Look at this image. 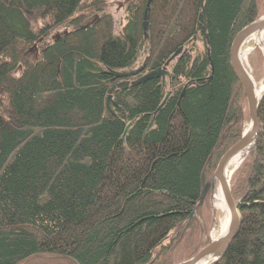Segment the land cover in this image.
I'll list each match as a JSON object with an SVG mask.
<instances>
[{"label":"trees","instance_id":"obj_1","mask_svg":"<svg viewBox=\"0 0 264 264\" xmlns=\"http://www.w3.org/2000/svg\"><path fill=\"white\" fill-rule=\"evenodd\" d=\"M107 2L0 0V264H173L198 249L194 210L245 117L232 40L264 0H153L147 37V0L120 31ZM85 8L100 20L76 28ZM179 48L166 87L119 88ZM258 117L231 181L243 223L213 264H264V95Z\"/></svg>","mask_w":264,"mask_h":264},{"label":"water","instance_id":"obj_2","mask_svg":"<svg viewBox=\"0 0 264 264\" xmlns=\"http://www.w3.org/2000/svg\"><path fill=\"white\" fill-rule=\"evenodd\" d=\"M153 0H147V5L144 12L143 18V30L144 36H148V29H149V15L151 11V4ZM260 30V39L259 44H263L262 40H264V7L259 8L254 13H252L238 28L236 31L234 38L231 44V51H230V64L233 69L235 76L237 77L239 83L241 84L244 92L245 104L247 109V120L243 123L240 132L232 138V140L228 143L225 149L222 151L219 161L217 163L216 169L214 171L211 188L213 191V184L214 181H219L222 188V193L225 198L226 204L230 209L233 217H234V225L233 229L228 233H222L219 227V223H216L215 211L213 213V224L212 229L209 234L208 240L197 250V252L178 264H213L216 262L224 253L225 249L228 245L236 238L238 235L242 223H243V215L238 206V203L233 195L232 191V184L230 178L226 176L228 162L232 158L235 152H237L241 147H243L247 142L252 141L253 146L251 150L255 147V143L258 137V133L260 131V120L258 117V108L260 101L264 95V88L262 93L259 96H256L254 87H253V80L248 70V55L250 50L245 47V38L246 35L252 33V31ZM255 48L252 47L251 50L253 51ZM182 48H179L166 62L165 66L162 68H157L151 70L144 74L143 76L139 77L137 80L129 82V81H122L118 84L119 87L127 86L129 83L132 85H137L140 83H144L147 80L154 79V78H161L163 87L168 85V80L171 79V73L168 69L170 64L175 60V58L181 53ZM211 59V58H210ZM212 68L213 63L211 61ZM145 63L130 71V72H120L115 71L111 72L117 78H125L127 76L134 75L139 73L144 69ZM214 69V68H213ZM263 70H264V61H263ZM192 82H188L185 89L182 92V96H184L186 88ZM171 92L168 91L154 114H156L161 108L166 104ZM117 105V102L114 103ZM108 106L111 109L113 106V99L112 95L110 94L108 97ZM130 124L125 128V134L129 128ZM240 165V164H239ZM206 188L203 190L202 196L205 193ZM194 212H192L193 214ZM191 214V216H192ZM213 255V258L210 257Z\"/></svg>","mask_w":264,"mask_h":264},{"label":"rangeland","instance_id":"obj_3","mask_svg":"<svg viewBox=\"0 0 264 264\" xmlns=\"http://www.w3.org/2000/svg\"><path fill=\"white\" fill-rule=\"evenodd\" d=\"M124 0H108L107 3H110V10L108 11L112 16H113V24L117 31H120L121 26L120 24H124L126 22V13H124L123 10H120L119 12L117 11V2H123ZM113 2V4H112ZM264 7V5L262 6ZM260 7V8H262ZM84 14L88 15L89 18L94 19L95 21H98V18H100V13L98 14L97 12H91L90 8H85L82 10V12H79L77 14L78 17L83 16ZM87 17V18H88ZM66 30H69L68 28H57L53 29L50 32L49 39L52 41L56 36H61L63 35ZM37 45L34 44L30 49H28V54H30L29 59L30 60H35L38 58V50H37ZM263 61H264V56L260 52V50L255 51L251 56L248 57V70L250 71V74L254 80V82L257 84V86L261 85L263 83L264 85V70H263ZM244 94V92H243ZM242 105L244 106L245 109V117H244V122L247 120V109H246V104H245V98L243 99ZM243 122V123H244ZM251 151V150H250ZM250 154V152L247 154V156ZM247 156L243 159V161L247 158ZM241 162V164L243 163ZM240 164V165H241ZM239 165V166H240ZM238 166V167H239ZM216 169V168H215ZM238 169V168H237ZM236 169V170H237ZM235 170V172H236ZM215 171V170H214ZM213 173L211 176L208 178L205 188L206 191L203 194L199 204L197 205L196 210H194L195 215L197 217V222L199 224V229H197L196 234H197V239H198V249L208 240L210 231L212 229V224H213V213H214V205L211 200L212 196V188H211V182H212V177ZM234 172V173H235ZM233 175L231 177L232 181ZM232 184V182H231ZM204 188V189H205ZM197 249V250H198ZM197 252V251H196ZM185 253L182 250H179L177 252V257L181 258H175L176 260L173 262V264H178L182 261H185L186 259H189L192 257V255H184ZM52 257L51 256H45V257H37L35 260L30 261L28 264H52L51 261ZM65 264V263H63Z\"/></svg>","mask_w":264,"mask_h":264},{"label":"bare ground","instance_id":"obj_4","mask_svg":"<svg viewBox=\"0 0 264 264\" xmlns=\"http://www.w3.org/2000/svg\"><path fill=\"white\" fill-rule=\"evenodd\" d=\"M260 32L261 31L257 29L255 31H252V33L246 35L244 45L246 48L250 50L248 57L251 56L257 50H260V52L264 56V40H262L263 44H259V39L261 37ZM254 46L255 48L252 51L251 48ZM256 83L255 82L253 83V87L256 96H259L263 91L264 85L262 83L261 85L257 86ZM252 146H253V142L249 141L243 147H241L237 152L234 153V155L228 162V166H227L226 176L228 178L231 179L232 175L234 174L235 170L238 168L239 164H241L243 159L250 152ZM211 200L214 205L216 223L217 222L219 223V227L222 233L223 232L228 233L229 231H231V229H233L234 217L226 204L225 198L222 193L221 184L217 180L214 181L213 184ZM210 257L213 258V255H210Z\"/></svg>","mask_w":264,"mask_h":264},{"label":"flooded vegetation","instance_id":"obj_5","mask_svg":"<svg viewBox=\"0 0 264 264\" xmlns=\"http://www.w3.org/2000/svg\"><path fill=\"white\" fill-rule=\"evenodd\" d=\"M111 3V2H110ZM110 3H105V7L108 9V11L110 10V6H111V4ZM112 4H113V2H112ZM137 6V0H124L123 2H117V11L119 12L120 10H123L124 11V13H126V16L129 14V11L130 10H132L133 8H135ZM96 9H94V8H90V11L91 12H97L98 14H99V12L96 10ZM108 11H104V15L105 16H107L108 14H110ZM88 17V15L82 20V22L80 23V24H78V25H76L75 27L76 28H78V27H83V26H86V25H93L94 23H96L97 21H95L94 19H91V18H87ZM98 20H100V18H98ZM62 26H64V25H62ZM59 28V27H58ZM66 29V28H65ZM50 32L51 31H48V32H46L44 35L45 36H49L50 35ZM67 34V30H66V32L63 34V35H66ZM62 36V35H61ZM60 36H56L55 38H54V40H57L58 38H59ZM138 79V77L137 78H135L134 80H126V79H124V80H122V81H129V82H132V81H135V80H137ZM121 81V82H122ZM130 84V83H129ZM128 84V85H129ZM127 85V86H128ZM126 86V87H127ZM118 87V86H117ZM125 86H123V87H119V88H126Z\"/></svg>","mask_w":264,"mask_h":264}]
</instances>
